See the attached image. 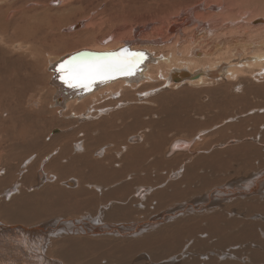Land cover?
Returning <instances> with one entry per match:
<instances>
[{
  "label": "rangeland",
  "instance_id": "374dc122",
  "mask_svg": "<svg viewBox=\"0 0 264 264\" xmlns=\"http://www.w3.org/2000/svg\"><path fill=\"white\" fill-rule=\"evenodd\" d=\"M18 1L0 0V175L4 173L3 169L7 168L10 163L18 166V171L13 174L16 181L1 184L0 190L7 191L10 189L14 192L20 189L22 185L25 188L43 186L42 188L45 189L50 187L45 200L33 198L29 201L32 203L31 206L41 207L40 209L43 211L50 209L59 211V215L47 216L41 222L42 225L58 223L61 226L59 236L64 234L60 236L59 240L62 238L66 241L72 239L76 243L78 241H90L87 245L90 246L91 250L86 251V257H80L78 263L75 261L74 264H264V78L260 77V74L257 75L256 70L247 69L245 62L239 61V59L237 62L232 58L233 55H240V58H250L257 53L264 52V46L260 44H257V47L250 46L249 43L248 46L246 43L238 42L229 50L231 52L227 55L228 57L222 58L224 62L231 57L229 59L230 65L228 62L222 63L231 67L235 63L233 67L239 73L237 74L238 77L236 74L234 75L233 79L235 78V80L231 83L228 82L229 79L226 81L219 80L216 83H220L222 86L227 83L231 84V89L229 87L219 90L216 95L212 94L213 96L200 95L201 97L198 96L197 99H194L195 94L199 93L201 88H208L207 86H197L199 87L197 88L191 84H184L174 88V85L170 84L171 86H164L158 90L152 97L158 98L163 93H176L180 89H190L184 96L174 97L173 101L172 99L167 101L159 99L156 105L162 110L160 109L161 111L156 113L153 119L151 112L148 114L150 117L148 115L141 117L143 122L156 121V124L150 125L148 128L144 127L139 131L138 128L132 126L123 127L121 141L119 140L123 145L125 142L132 144L137 143L133 142L135 140L142 141V136L145 134L156 133L158 135V142L154 146L158 148L157 152L154 151L153 158L144 162V167L149 166L151 174L140 173L135 177L131 186L124 188L125 190L120 189L119 182L122 183L123 180L118 181V178L111 179V181L109 180L110 176L107 178L98 174L89 178L85 177L87 184L90 185L88 189L95 191L89 190V195L84 197L87 200L91 198L92 205H86L80 201L83 198H70L62 193L63 191H76L78 179H72V173L64 175V172H61L62 168L56 170L59 165L56 167V163H52L58 157L59 151L57 147H50L49 144L55 135L62 134L60 133L63 128L62 123H69L66 129H69L67 131L70 132L73 127H82L85 123L90 122L88 120L90 115L88 112L83 113L84 115L81 117L88 116V119L81 120L73 115L67 117L68 114L61 117L54 110L52 115L47 112L45 106L51 103L55 105V102L40 91L46 85L43 57L34 59L35 57H32L31 54L25 55L26 53L22 52L21 55L19 51L11 48V45L15 46L23 38H28V40L34 38L35 31L39 29L37 24L30 25L33 21L31 18L35 15L33 8L37 6L31 3H26V6H18ZM103 1L76 0L75 2L78 4L72 10L79 14L84 6L92 7L94 5L95 7L91 8L90 11L91 16L105 10H110L108 14H111L115 10V15L122 16L124 13V16L128 14L126 16L130 18L139 16L143 12L144 14H156L165 10L169 7L168 5H174L180 0ZM238 1L237 5L246 4L247 8H241L240 17L238 14L236 19L240 20L243 17L247 20L248 17L249 20L252 15L253 18L250 17L251 21H248L251 26L253 21L254 24L257 21V16L259 19L264 18V0ZM117 2L120 4L119 6ZM63 3L61 0H49V7L57 9ZM121 3L123 4L121 5ZM11 4L15 5L11 7L12 9L10 8L11 10H7L6 7ZM116 7L118 8L116 9ZM256 7H259L258 11H255ZM95 10L97 11L95 12ZM257 13L262 15H256ZM76 18L70 19V21L74 20L68 25V27H74L72 30L69 29L70 33L67 34L68 29L64 28L65 31L63 29L61 35L69 36L72 33L82 31L83 25L80 22L85 20ZM235 18L233 20L237 21ZM252 19H256V21ZM77 23L80 25L77 26ZM12 34L17 36L12 40L14 44L10 45ZM239 34L233 33L234 36L237 35L238 37ZM261 36L260 39L264 37V35ZM41 37L43 39L44 35L38 36V38ZM255 42V39L251 41V43ZM65 47L69 46L65 44L62 49ZM33 52V54L38 53L37 51ZM236 63H239L238 66H240L238 67ZM23 66L25 67L21 68ZM240 69L242 70L240 71ZM243 72H247L251 79H248L245 76L247 74ZM240 73L241 76H244L243 78L240 77ZM213 88V86L210 87V89ZM248 88L255 92L247 90ZM37 91L40 93L38 94ZM227 92H232V96ZM209 97H213L211 103L220 99L219 109L211 111L209 108L208 111H203L200 115L196 114L199 107L201 108ZM242 97L244 98L242 99ZM39 98L44 102V109L41 107ZM225 101L226 103H224ZM141 104L142 108H149L145 101H142ZM20 105L24 110L21 109ZM16 106L20 108L16 109ZM29 106H31L30 109ZM56 108L59 109V107ZM50 109L54 108L50 107ZM105 109L107 110V108ZM259 109H263L262 112H259ZM64 112L61 111V113ZM92 115L91 119L95 116L98 117L93 121V125L99 123L102 116L104 122H108L110 119L107 117L112 116L110 112L106 113L107 117L102 113ZM229 116L232 117V120H227ZM55 117L60 119L62 123L57 121L56 125L52 126L50 121ZM226 120L230 123H227ZM137 134L139 136L136 137ZM122 136L128 140L122 139ZM172 143L185 144L184 147L187 150H183L185 149L183 147L170 153L169 146ZM11 144L15 147H11ZM82 144V141H77V143L71 144V148L78 153ZM5 145L8 149L4 148ZM105 146L108 145L94 147L93 149H97V151L94 150V156L102 155L106 149ZM1 148L6 149V152ZM161 155L163 156L161 157ZM35 156H40L41 162L38 167L34 168L32 174L31 172L26 174L27 169L25 168L32 163ZM188 156L195 159L190 161ZM197 160H199V164H194ZM183 164H187L188 167L183 168ZM50 165L52 166L50 167ZM189 168L192 171L195 170V176L191 177ZM185 170L187 171L185 172ZM37 172L42 173L41 178ZM133 177L134 175L132 179ZM57 181L59 186L55 188L58 185ZM11 204L13 203H9V205ZM115 207L120 208V210H114ZM32 225L35 224L32 223ZM10 238H14V236L10 234ZM0 264L6 263L0 261Z\"/></svg>",
  "mask_w": 264,
  "mask_h": 264
},
{
  "label": "bare ground",
  "instance_id": "6f19581e",
  "mask_svg": "<svg viewBox=\"0 0 264 264\" xmlns=\"http://www.w3.org/2000/svg\"><path fill=\"white\" fill-rule=\"evenodd\" d=\"M75 1L61 0V3H64L60 5L59 8L53 9L49 7V0H19L18 6H23L26 3H31L37 6L36 8H33V12H35V15H33V17L31 18L33 21L30 25L37 24L39 29L35 31L34 38H30L29 40L28 38H25L26 40L23 38L22 41H19L20 44L17 43L15 46L11 44H14L12 40L13 38H16L15 36L17 35L12 34L13 36H10V45L12 49H16L21 53V55L22 52H25V55L31 54L32 57H35L34 59L43 57L42 62L44 63L43 69H45L44 74L46 85L44 86V88H42V90L40 89V91L42 94H44V96L55 102V105L50 101L51 104H47V106H45L47 107V112H49V114L52 115V112L54 110L55 113H59L61 117H64L68 114L67 117L73 115L76 118L82 120L86 119L88 116L83 118L81 117V115H84L85 112L89 113L90 119H87L90 120V122L85 123V125L82 127H73L70 132L67 131L69 129H66L69 123H62V121L60 119H57L56 117L52 118L50 121L52 126H55L57 121H59L63 124V128L62 132H60L62 134L55 135L49 146L57 147L59 151L58 157L54 159V163H52H56V167L57 165H59L57 168L55 167L56 170L62 168L61 172H64V175L72 173V179L79 180H77L78 187L76 191H63L62 193L70 198H83L80 200L82 203L86 205H92L90 197L89 200L84 198L88 193H90L89 190L94 191V189H88L90 185L87 184L85 177L89 178L98 174L106 177L110 176L109 180L118 178V181L123 180L122 183L119 182L120 189L125 190L133 184V180L140 173H150L149 166L146 165L147 167H144V162H146L149 158H153L152 154L154 151L157 152L158 148H155L154 146L156 145V142H158V135H156V133H149L143 136L141 135L142 141L135 140L133 142L137 143L132 144L125 142V144H127L125 147V144L123 145V143L121 144L119 142V140L121 139V131L123 127L127 128L129 126H132L138 128L139 131L144 127L148 128V126L150 125H155L156 121L149 123L145 121L143 122L141 117L146 116L151 112V114L153 113L151 117L153 119L154 115L162 110V108H160V110L156 105V102L159 99H165L166 101L172 99L173 101L174 97L181 95L184 96L190 90L187 88L180 89L176 93H163V95L158 98L152 97L157 93L158 90L164 88V86L168 87L171 86L170 84H172L174 85V88H178L179 86H182L184 84H191L193 85V87H208L201 88L202 90L200 89V92H197L195 94L194 99L200 95H216L219 90H223L229 87L231 89V84L229 85L227 83L222 86L220 83H216L219 80L226 81L227 79H229L230 81L228 80V82L231 83V81L235 80V78L233 79L234 75L236 74L237 76V74L239 73L238 70L233 67L235 63L232 67L223 64L224 62H228L229 64V59L231 57H229L228 60L224 62L222 61V58L228 57L227 55H229V52H231L229 50L238 42H240L241 44L249 43L250 46L254 45L256 47L257 44L264 46V37H262L264 35V18L259 19V17L257 16V21L256 19H252L258 23L256 24L255 22L254 24L253 21L251 23V26L248 21L250 20V17H252V15L249 17V20L248 17L247 20L246 18L243 19V17L242 19L240 18V20L236 19L235 17H238L241 8H247L246 4H243L242 6H240L241 4L237 5V3L239 2L238 0H180L176 4L174 3V5H168L169 7H167L165 10L159 11L156 14H144L143 12V15L141 14L139 16L130 18L129 16H126L128 14L124 16L123 12L122 16L115 15V10L113 11V13L111 12V14H108L110 10H105L101 11L100 13H96L94 16H91L92 14L90 11L91 8L95 7L94 5H91L92 7L84 6V8L82 7V12H80L81 14H76L74 10H72L75 8L76 4H78ZM103 2L106 1L104 0ZM118 2L117 5L119 6L120 4H118ZM122 4L123 3H121V5ZM13 5L15 4L9 5L8 7H6V9H10L11 7H13ZM250 7L252 8V6ZM117 8L118 7H116V9ZM258 8L256 7L255 11H258ZM97 10H95V12ZM256 15L262 14L257 13ZM73 17H77L76 19L85 20L83 22H80L82 23L81 25H83L82 31L72 33L69 36L61 35V31H63L64 28L68 29L67 34L70 33V28L71 30L74 28H72V26L68 27V25L74 21H70V19H72ZM234 18L237 21L233 20ZM80 23H77L76 25L79 26ZM240 32H242V34H239ZM233 33H238L239 37L237 35L234 36ZM39 35H44L43 39L42 37L38 38ZM260 35H262L261 37L263 39L259 38ZM254 39L256 42L251 43V41H254ZM65 44L69 47H65L62 49L63 45ZM262 48L261 50H263ZM33 51H37L38 53L33 54ZM117 51H119L120 53L126 51L129 54H137L135 56H132L133 58L131 60V70L125 72L117 71L118 73L115 72L114 74L112 72L104 75H97L92 78L94 80L109 78L113 81L99 83L94 86H90L86 90L78 91H75V89L73 88H65V84H62L61 81H58L59 77L67 75V73H64L62 71L58 72L56 70L57 67L59 69L61 65H66L71 69L86 71L96 64L110 62L112 59H114L113 55L116 54L110 55L109 53H114ZM232 58H234L235 61L239 59V61L245 62L247 69L250 68L254 71L256 70L258 72L257 75L260 74V77L264 78V52L257 53V55L250 58H240V55H233ZM66 60H68V62H65ZM236 64L238 66L239 63ZM24 67L25 66L21 68ZM241 67L244 69L243 66ZM47 70L48 73H46ZM241 70L242 69H240V71ZM244 74H247V72ZM245 76L248 77V74ZM240 77L243 78L244 76H241L240 73ZM248 79H251V77H248ZM85 83L87 82L85 81ZM211 86H213L214 88L210 89ZM247 90L251 91V88H248ZM37 93L39 94L40 92L37 91ZM227 93L229 94L230 92ZM231 93L230 96H232ZM243 98L244 97H242V99ZM182 100H184L183 97ZM212 100L213 97H209L208 100L202 104V107H199L196 114L200 115L203 111H208L209 108L211 109V111L213 109H219L220 99H217L215 100V102L211 103ZM39 101L41 103V107H43L44 102L40 98ZM142 101H145L148 104L149 108H142ZM231 102H233L232 99ZM224 103H226V101ZM55 106L59 107V109ZM20 107L16 106V109H19ZM30 107L31 106H29V109ZM48 107L54 109L49 110ZM104 107L107 108V110ZM21 109L23 108L21 107ZM42 109H44V107ZM62 110L67 112L61 113ZM191 110L193 111L194 109L192 108ZM262 110L263 109H259V112H262ZM108 112H110V114L112 115L110 116V118L109 116H106V113ZM100 113L104 114V116H106L110 120H107L108 122H104L105 120H102V116V118L100 119L101 121L93 125V121H95V119L98 117L95 116L93 119H91V115H98ZM229 119L232 120V117H227V120ZM227 123L230 122L227 121ZM105 125L108 126L104 128L103 126ZM54 133L55 132L53 131V134ZM124 136H122V139L125 138ZM135 136L137 137L139 135L137 134ZM125 140L128 139L125 138ZM77 141L83 142V144L81 145V150L78 153L74 152L71 148V144L77 143ZM172 144L171 146H169L170 153L171 151L183 148L185 145L181 143L173 145ZM98 145L108 146H105L106 149L102 155L94 156V150L97 151V149L93 148ZM11 147L14 148L15 146L11 144ZM4 148L8 149L7 145H5ZM183 150L186 151L187 149L185 148ZM162 156L163 155H161V157ZM189 157L191 156H188V158ZM194 159L189 158L190 161H193ZM40 162V156H35V159H33L32 163L27 168H25L27 169V172L25 171L26 174L28 172H31L32 174L34 168L38 167ZM197 163L199 164V160H197V162L194 164ZM183 165V168L188 167L186 166L187 164ZM51 166L52 165H50V167ZM190 168L188 169L190 170L189 174H192L191 177H193L195 176V170L192 171ZM16 171H18L17 165H12L11 163L10 165H7V168L3 169V177L2 175H0V185L8 181H16L13 177V174ZM186 171L187 170H185V172ZM37 175L40 178L42 177V173L40 172H37ZM133 175L134 177L132 179ZM151 177L153 176L151 175ZM57 184V186L53 184L54 186H56L55 188L59 186L58 181ZM20 187V189H17L14 192L8 188L7 191L0 190V261L6 264H74L76 263L75 261H77L78 263L80 257H86V251L89 252L91 250L90 246L87 245L89 244L90 239L88 240L89 242L78 241L79 243H76L72 239H67L66 241V239L62 240L64 239L62 238L61 240H59L60 236L63 233L59 236V233L61 232L59 231L61 229V226L58 223L44 225L41 224L45 217L57 216L59 215V211L51 209L43 211L42 209H40L41 207L38 208L31 206L32 203L29 201L30 199H44L47 191L51 188L46 187L44 189L42 188L43 186H39L38 188L41 187L42 189L40 188L38 191H35L38 188H25L24 185ZM29 192L30 194H28ZM46 200L48 201V198ZM9 203L13 204L9 205ZM113 209L117 211L120 210V208L116 207ZM122 210H124V208H122ZM121 214L120 216L123 215ZM32 223L35 225H32ZM9 233L13 235L14 238H10ZM87 259L88 257L86 258V261Z\"/></svg>",
  "mask_w": 264,
  "mask_h": 264
},
{
  "label": "snow or ice",
  "instance_id": "6c2138e0",
  "mask_svg": "<svg viewBox=\"0 0 264 264\" xmlns=\"http://www.w3.org/2000/svg\"><path fill=\"white\" fill-rule=\"evenodd\" d=\"M135 55L137 54H129L124 51L121 54L115 55L114 59H112L110 62L96 64L86 71L71 69L66 65H61L58 71L67 73V75H63L61 78L65 83H68L69 86H74V84H72V81H76L77 83H82L84 84V86H87L85 81H88L90 83L92 78L97 75H104L116 71H130L132 67L131 57Z\"/></svg>",
  "mask_w": 264,
  "mask_h": 264
},
{
  "label": "water",
  "instance_id": "95a60500",
  "mask_svg": "<svg viewBox=\"0 0 264 264\" xmlns=\"http://www.w3.org/2000/svg\"><path fill=\"white\" fill-rule=\"evenodd\" d=\"M110 55H112V54H121L119 51H117V52H114V53H109ZM115 55H113V57H114ZM132 58L133 57H131V60H132ZM65 62H68V60H66ZM64 62V63H65ZM63 63V64H64ZM134 65V64H133ZM56 70L58 71V67L56 68ZM59 72V71H58ZM117 72V71H116ZM119 72V71H118ZM117 72V73H118ZM115 72H113V74H114ZM116 73V74H117ZM125 77V76H124ZM120 78H123V77H120ZM114 80H116V79H114ZM58 81H61L62 82V84H65V88H73V89H75V91H78V90H86L87 88H89L90 86H94V85H96V84H99V83H105V82H109V81H113V80H111V79H109V78H103V79H98V80H94V79H92L91 80V82L89 83L88 81H86L87 83V86H84V84H80V83H77V82H75V81H72V84H74V86H69V84L68 83H65L64 82V80L61 78V77H59L58 78Z\"/></svg>",
  "mask_w": 264,
  "mask_h": 264
}]
</instances>
